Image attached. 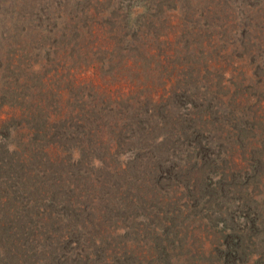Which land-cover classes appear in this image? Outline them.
Returning a JSON list of instances; mask_svg holds the SVG:
<instances>
[{"label":"rangeland","instance_id":"374dc122","mask_svg":"<svg viewBox=\"0 0 264 264\" xmlns=\"http://www.w3.org/2000/svg\"><path fill=\"white\" fill-rule=\"evenodd\" d=\"M255 123L264 0H0V264H128L112 239L264 264V183L233 169L264 167L237 136ZM148 157L156 204L109 221ZM37 187L59 195L28 212Z\"/></svg>","mask_w":264,"mask_h":264},{"label":"trees","instance_id":"16d2710c","mask_svg":"<svg viewBox=\"0 0 264 264\" xmlns=\"http://www.w3.org/2000/svg\"><path fill=\"white\" fill-rule=\"evenodd\" d=\"M142 38H145V37L142 36ZM138 41H139V43L141 42L140 40H138ZM137 49H139V47L137 46V43H135V46L131 47V50L137 51ZM132 53H134V52H132ZM158 55H160V54H158ZM136 56L138 57V54H136ZM126 61H127V63H132L135 65L137 60H135V61L126 60ZM135 66H137V65H135ZM157 68H158V66L152 64V60H150L149 57L145 56V61L143 63L142 69H145L148 72H150V71L155 72L157 70ZM260 102L261 101H259L257 104H259ZM263 134H264V130L256 124L255 127L250 126V127L244 128L242 130H239L237 136H238V139L243 144H245L246 146L250 145L251 149H253V150H259L257 145L261 144L263 147L260 150L264 152V139L259 141V139H261L263 137ZM253 141H256L257 143H255ZM147 159H149V161L146 163L145 166L140 167L142 162L139 163L138 165H135V162H134V168L132 169V171L126 173V180H128L127 184H128V187L130 188V190H129V188H126L124 193H122L120 195V197L109 194L111 196V197H109V221L116 218V213L118 211H121V210L127 211L128 208L130 209L133 206L137 205L138 203H139L138 205L140 207L147 208V209L151 208L152 206H154L156 204L157 198L155 197L154 193L150 192L149 190H143L144 184L151 181L153 175H155V166H154V162H153V160L155 158L153 157L151 159V157H148ZM250 161H251V163L247 167L248 169H244V168H242V165H238V166H235L233 168L234 171L239 176L247 177L246 178L247 182L254 181L253 177H254V175H256L255 178H256L257 185H258V182L264 183V167L262 166V162L260 161V159H258L259 166H257L256 160L255 161L250 160ZM19 162H21L20 158H19ZM29 165H30V161L27 162L28 167H29ZM31 172H37L36 168L34 170H32ZM250 176L252 177V179ZM26 178H27V176L23 175V177L20 178V180L25 182ZM22 181H21V185H22ZM10 185L12 186V190H13V188H14L13 184L11 183ZM153 186L156 187L155 185H153ZM37 188H39V187H37ZM22 190L27 191L23 185L21 188V192H22ZM142 191H143V194H141ZM21 192H17V193H21ZM45 192L49 193L50 191L48 189H41V187H40L38 190H34L32 192H29L31 197L33 198L34 204L32 202V205H30L28 212L33 211L31 206H33L35 204L37 205L40 203H44L45 201H48L51 204L50 206L52 207V203L54 202L53 200L55 198H57L59 194H58L57 190L53 191V193L49 199L52 201V203H51V201L45 199V197H46ZM15 194H13V195H15ZM139 200H140V202H139ZM115 203H121V207L116 208ZM112 206L115 207L117 211L114 210L112 208ZM126 218H124V219H126ZM0 219H1V217H0ZM47 225L48 224H43V227H45ZM36 236H38V234H36ZM136 237H138V236H126L125 238L130 241V238H136ZM172 241L175 242L176 247H178L177 241L175 239H172ZM112 245L113 246L114 245H117V246L123 245V246H121V248H119V250L123 249L124 253L129 252V255L127 257L128 264H144L146 262V259L139 253V251L137 250V247L132 242H131V244H126V241L121 242V241H117V240L112 239ZM109 246H110V244H109ZM115 252H116V250H114L113 248L110 249V254H113ZM150 252H151V257H153L152 259L155 258V260L153 263H150L149 261H147V264H154L155 262L158 264H185L182 261L183 260L182 256L176 257L179 254L174 253L173 250L168 251V252H164V251H158V250L153 249L152 251L150 250Z\"/></svg>","mask_w":264,"mask_h":264}]
</instances>
